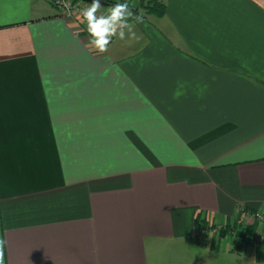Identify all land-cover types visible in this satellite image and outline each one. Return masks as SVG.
Listing matches in <instances>:
<instances>
[{
    "label": "crops",
    "instance_id": "obj_1",
    "mask_svg": "<svg viewBox=\"0 0 264 264\" xmlns=\"http://www.w3.org/2000/svg\"><path fill=\"white\" fill-rule=\"evenodd\" d=\"M153 1L100 53L0 0L5 264H264V0Z\"/></svg>",
    "mask_w": 264,
    "mask_h": 264
},
{
    "label": "clouds",
    "instance_id": "obj_2",
    "mask_svg": "<svg viewBox=\"0 0 264 264\" xmlns=\"http://www.w3.org/2000/svg\"><path fill=\"white\" fill-rule=\"evenodd\" d=\"M103 6L101 0H91L90 6L83 8L78 16L81 22L87 24L89 45L100 53L108 51L113 37H118L120 40H124L126 35L135 37L134 24L130 21L136 24L143 23V16L136 14L127 2L116 3L110 6L107 14L97 15ZM7 243L6 239L0 238V264H5Z\"/></svg>",
    "mask_w": 264,
    "mask_h": 264
},
{
    "label": "built area",
    "instance_id": "obj_3",
    "mask_svg": "<svg viewBox=\"0 0 264 264\" xmlns=\"http://www.w3.org/2000/svg\"><path fill=\"white\" fill-rule=\"evenodd\" d=\"M115 1H122L127 2L131 7H137L139 3H141L142 0H115ZM153 0H145V2H151ZM55 8L57 9L60 16L63 17H73V15L76 16L80 15V12L82 9L77 7L75 4H73L72 0H49ZM83 23V28L87 30V24L86 22Z\"/></svg>",
    "mask_w": 264,
    "mask_h": 264
},
{
    "label": "trees",
    "instance_id": "obj_4",
    "mask_svg": "<svg viewBox=\"0 0 264 264\" xmlns=\"http://www.w3.org/2000/svg\"><path fill=\"white\" fill-rule=\"evenodd\" d=\"M103 3L102 4H105V5H114L116 3H125V2H120V1H115V0H101ZM130 6V5H129ZM131 7V6H130ZM139 7L141 9H144L146 13H153V14H156V15H161L162 13V10H163V5L159 2H154V1H151V2H141L140 5L138 7H131L132 10L137 13V14H140L139 13Z\"/></svg>",
    "mask_w": 264,
    "mask_h": 264
},
{
    "label": "rangeland",
    "instance_id": "obj_5",
    "mask_svg": "<svg viewBox=\"0 0 264 264\" xmlns=\"http://www.w3.org/2000/svg\"><path fill=\"white\" fill-rule=\"evenodd\" d=\"M47 4H48V2H47ZM110 6H112V5H110ZM53 9H54V7H53ZM241 255L242 256L238 255V253H236V252H234V254H229L227 256H226V254H222V256L221 255L218 256V260L220 261V263L224 262V264H253V263H250L249 260L245 259L243 254H241Z\"/></svg>",
    "mask_w": 264,
    "mask_h": 264
},
{
    "label": "water",
    "instance_id": "obj_6",
    "mask_svg": "<svg viewBox=\"0 0 264 264\" xmlns=\"http://www.w3.org/2000/svg\"><path fill=\"white\" fill-rule=\"evenodd\" d=\"M83 1H86V2H89V3H91V0H83ZM101 3H103V2L101 1Z\"/></svg>",
    "mask_w": 264,
    "mask_h": 264
}]
</instances>
